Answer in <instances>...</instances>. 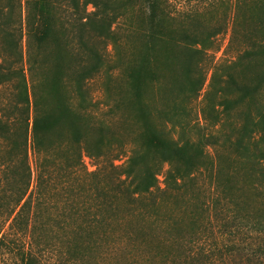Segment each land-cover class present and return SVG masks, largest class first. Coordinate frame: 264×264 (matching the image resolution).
<instances>
[{"label": "rangeland", "instance_id": "rangeland-1", "mask_svg": "<svg viewBox=\"0 0 264 264\" xmlns=\"http://www.w3.org/2000/svg\"><path fill=\"white\" fill-rule=\"evenodd\" d=\"M244 1L159 0L152 18L144 0H116L125 7V15L113 25L116 46L90 39L104 66L86 83L90 104L81 123L92 140L101 129L105 141L122 149L114 164L123 165L138 149L144 151L145 165H153L162 147L186 141L200 144L207 157L200 162L208 168L197 172L194 182L169 194L159 192L168 169L162 163L159 190L151 196L161 202L156 215L132 219L124 227L145 241L151 264H162V255L176 252L193 237L199 247L213 249L215 264H264V53L239 60L249 39L260 34L254 2ZM55 2L54 28L62 38L40 51L31 39V51L38 67L67 73L76 66L78 46L69 35L67 2ZM16 4L25 54L28 30L38 34L39 23L32 0ZM216 31L210 37L212 48L189 61L191 51L179 39L186 32L203 37ZM39 73L35 70L37 79ZM192 80L197 91H191ZM63 87L60 94L71 99L69 85ZM191 157L188 153L178 163ZM82 161L88 172L95 170L94 160ZM30 162L34 168L32 154ZM215 183L219 197L212 190ZM224 245H231L233 253L221 256ZM101 261L122 262L113 254Z\"/></svg>", "mask_w": 264, "mask_h": 264}, {"label": "trees", "instance_id": "trees-1", "mask_svg": "<svg viewBox=\"0 0 264 264\" xmlns=\"http://www.w3.org/2000/svg\"><path fill=\"white\" fill-rule=\"evenodd\" d=\"M64 1L70 10L69 35L78 46L76 66L67 73L44 69L43 64L38 67L30 45L32 39L40 51L43 45H57L61 40L54 28L59 4L32 0L39 33L28 30L24 54L21 27L14 17L18 14L16 0H0V264H101L109 254L118 256L120 264H151L145 241L124 227L132 219L156 215L161 202L151 196L159 190L162 163L168 169L159 192L169 194L194 182L195 174L208 168V163L200 162L207 157L200 144L186 141L181 146L162 147L160 159L153 165H145L144 151L134 149L117 166L114 161L122 149L105 141L101 129L90 138L81 123L90 104L86 83L104 66L90 39L116 46L113 25L125 15V7L116 0ZM244 2H254L260 34L249 39L240 61L264 53V0ZM144 3L155 18L159 0ZM88 6L93 11L87 13ZM30 26L27 21L26 27ZM218 32L203 37L186 32L179 42L191 51L189 61L211 49L210 37ZM35 70L41 71L39 79ZM67 85L72 92L70 101L59 92ZM196 85L192 80V92L197 91ZM75 102L77 109L72 108ZM188 153L192 157L179 164ZM83 157L94 160L95 170L87 171ZM212 190L219 197L217 183ZM223 248L221 256L234 251L231 245ZM180 249L162 255V264L216 262L213 249L199 247L197 237ZM261 254L264 256V248Z\"/></svg>", "mask_w": 264, "mask_h": 264}]
</instances>
